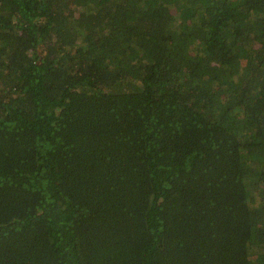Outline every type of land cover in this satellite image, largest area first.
Segmentation results:
<instances>
[{
	"label": "trees",
	"instance_id": "1",
	"mask_svg": "<svg viewBox=\"0 0 264 264\" xmlns=\"http://www.w3.org/2000/svg\"><path fill=\"white\" fill-rule=\"evenodd\" d=\"M0 264H264V0H0Z\"/></svg>",
	"mask_w": 264,
	"mask_h": 264
}]
</instances>
